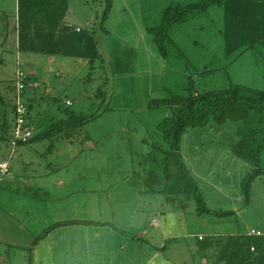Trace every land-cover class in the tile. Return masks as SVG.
Wrapping results in <instances>:
<instances>
[{
	"label": "rangeland",
	"instance_id": "obj_1",
	"mask_svg": "<svg viewBox=\"0 0 264 264\" xmlns=\"http://www.w3.org/2000/svg\"><path fill=\"white\" fill-rule=\"evenodd\" d=\"M197 1L114 0L111 17L106 21V29H102L100 22L105 0H69V10L61 25L62 30L65 26L68 30L67 48L63 54H43L19 48L18 0H0V161H6L11 152L9 135L15 124V80L16 73L22 69L31 76L32 73L37 74L40 83L36 97L32 98L34 92L25 95L29 106L28 121L35 134L42 133L44 129H57V120L72 114L89 117L103 114L112 108L117 116L118 112L129 109L134 111L132 119L137 125L148 126L150 142L146 150H151L156 159L152 166H141V169L145 168L147 172L152 167L156 176H161L163 180L166 154L154 146L157 145L155 139L158 124L171 115L173 110L168 107L150 108L153 98L162 95L165 90L188 96L195 91L204 93L225 89L232 84L264 90V43L255 48L228 53L224 35V10L218 5L187 22L175 24L169 32V57L166 62L160 58L148 29L160 24L169 6ZM91 41L94 44H90ZM93 49L99 54L94 59L88 54ZM67 100L72 104L68 105ZM110 115L114 116L113 113ZM107 118L114 121L117 117ZM123 119L128 121V118ZM65 132L66 129H63L49 137V140L41 143L38 152L26 153L25 161L23 158L21 161L17 157L12 158L10 166L13 173L32 176L45 169L43 163L48 168L52 160H56L51 164L53 169H58L61 166L57 160L58 154L59 160H63L71 152L78 153L74 152L78 147L84 148V138L89 134L87 130L81 128L77 131L81 133L72 135L74 151H67L61 145L70 142ZM201 132L206 131L197 129L187 133L182 141V154L192 172L202 181L200 185L203 192L215 203L224 201L229 205L237 204L235 208L242 217L247 215L238 203L241 199L243 205L249 202L255 212L260 214L256 224L264 228V173L253 181L248 200L242 183L250 172V165L235 155L230 159L218 155L208 157L210 152L206 149L210 145L220 147L222 144L218 141L214 145L206 136L204 144L197 146L196 135L201 137ZM229 134L218 132L222 138ZM164 143V149H167L169 146ZM106 155L109 156L107 152L99 151L97 156ZM259 165L264 168V148ZM112 167L105 172H113ZM7 177L8 173L2 174L0 171V205L12 208L35 203L43 206L38 200L50 196L45 194L44 198L37 197L34 191L30 196H25L27 189L23 187L11 192L14 187L8 188L5 183ZM35 184L38 187L49 183ZM28 189L34 190V187L29 185ZM188 203L189 206L196 205L193 197ZM3 248L10 250L12 257H16L13 262L21 261L14 248Z\"/></svg>",
	"mask_w": 264,
	"mask_h": 264
},
{
	"label": "crops",
	"instance_id": "obj_2",
	"mask_svg": "<svg viewBox=\"0 0 264 264\" xmlns=\"http://www.w3.org/2000/svg\"><path fill=\"white\" fill-rule=\"evenodd\" d=\"M32 76L30 74L38 80L37 74L32 73ZM33 92L34 98L36 90H28L27 94ZM111 113L114 115L112 108L81 127L89 133L84 138L83 149L78 147L74 151L75 143L71 139L81 132L69 137L70 142L61 144L67 151L79 152H71L63 160H59L58 154L61 165L58 169L51 165L56 160L49 162L48 168L43 163L45 169L32 176L17 175L11 166L5 181L8 188L14 187L11 192L23 187L27 189L25 196H30L32 191L37 197L50 196L38 200L43 206L35 203L12 208L0 205V264H226L217 242L220 237L249 235L252 228L264 233V228L256 224L260 214L248 201L243 205V199L238 206L243 208L246 217L238 214L237 204L215 203L205 192L209 206L215 211L228 210L235 214L201 215L196 205L183 209L169 203L162 192L161 176L157 177L152 167H148L147 172L141 169V166H152L156 160L154 153L146 150L150 142L148 126L137 125L132 119L134 111L129 109L118 112L117 116ZM72 115L57 122L63 123ZM108 116L117 118L113 121ZM44 130L35 136L45 133ZM203 133L201 137L196 135L197 146ZM46 140L49 138L19 146L18 155L15 152L12 158L25 161V154L38 152ZM155 144L157 149L164 146L158 134ZM226 148L221 152L213 148L208 157H215L218 152L220 158L234 157ZM99 151L109 156H97ZM110 166L113 172L106 173ZM35 182L49 184L37 187ZM29 185L34 190L28 189ZM55 224L60 226L51 228L35 244L36 239ZM3 246L14 248L21 261L13 262L16 257Z\"/></svg>",
	"mask_w": 264,
	"mask_h": 264
},
{
	"label": "trees",
	"instance_id": "obj_3",
	"mask_svg": "<svg viewBox=\"0 0 264 264\" xmlns=\"http://www.w3.org/2000/svg\"><path fill=\"white\" fill-rule=\"evenodd\" d=\"M18 3L19 48L28 52L63 54L67 48L68 30L66 26L62 30L61 25L69 10V0H18ZM214 5L221 6L224 10V35L228 53L255 48L256 45L264 43V0H199L188 4L176 3L164 11L158 26L148 29L164 62L169 57L170 29L175 24L187 22L206 12ZM113 6L114 0H105L100 22L102 29H106V21L111 17ZM90 44H94V41ZM88 54L93 59L99 57L97 50ZM33 89L25 91L26 103L25 95L28 90ZM149 107H168L173 110V113L157 126L162 142L169 146L164 149V143V146L158 148L166 154L162 192L168 202L186 209L189 206L188 201L193 197L201 215H234V211H215L209 206L199 179L184 159L182 141L189 131L202 129L206 132L202 135L201 146L206 136L211 139L212 144L217 145L218 141L222 144L220 147L210 145L206 149L207 152H211L213 148H218L221 152L227 147L233 155L247 162L251 168L242 186L246 190L247 199L250 200L253 181L264 173V168L259 165L264 148V90L242 84H232L225 89L204 93L195 91L188 96L172 94L165 90L162 95L151 100ZM101 115L85 117L73 114L67 121L59 122L57 129L34 136L30 142L47 139L63 129H66V137H71L81 127ZM27 127L31 128L28 118ZM218 132L230 134L222 138L218 136ZM57 226L60 224H55L42 233L35 244L45 237L51 228ZM217 242L221 246V258L226 264H264V233L259 236L228 235L220 237Z\"/></svg>",
	"mask_w": 264,
	"mask_h": 264
},
{
	"label": "built area",
	"instance_id": "obj_4",
	"mask_svg": "<svg viewBox=\"0 0 264 264\" xmlns=\"http://www.w3.org/2000/svg\"><path fill=\"white\" fill-rule=\"evenodd\" d=\"M80 30V28H78ZM15 94H14V113L15 124L12 130V134L9 140L11 152L6 161H0V171L2 174H9L11 172L10 160L14 156L16 149L24 144L30 142L35 136L34 131L27 127V118L29 113L28 104L24 100V93L27 89H33L39 87L40 83L33 81L28 73L19 69L16 73ZM68 105H71L70 100L67 101ZM249 235H262V231L256 228L249 230ZM202 238V237H201ZM254 250L255 248L252 247Z\"/></svg>",
	"mask_w": 264,
	"mask_h": 264
}]
</instances>
